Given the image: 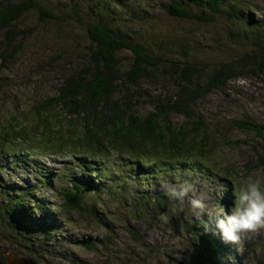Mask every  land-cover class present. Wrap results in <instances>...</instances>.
Wrapping results in <instances>:
<instances>
[{
	"label": "trees",
	"instance_id": "obj_1",
	"mask_svg": "<svg viewBox=\"0 0 264 264\" xmlns=\"http://www.w3.org/2000/svg\"><path fill=\"white\" fill-rule=\"evenodd\" d=\"M176 1L171 9L178 15L191 16L188 7L209 6L214 12L223 10L231 20H240L242 28L237 31L246 32L254 27L257 34L249 37L264 38L259 33L264 26V20H260L264 11L261 15L253 13L260 10L257 4L243 6L242 0ZM92 4V0L83 2L84 6ZM124 6L125 3L120 7ZM30 10L52 15L38 0H19L0 7V30H6L3 40L8 44H15L18 35L12 23ZM249 11L255 15L254 23ZM92 12L96 13L97 7ZM144 12L153 16V6L147 5ZM116 16L110 17L111 23ZM137 31L129 27L119 34L102 24L91 26L93 64L88 68L96 67L98 73L87 69L82 75H71L60 83L56 95L41 103L37 120L29 129L19 127L15 136L0 137V161L11 165V171L3 173L5 183L0 179L5 199L0 200V238L4 236L12 242L19 254L32 252L40 264H146L154 260L170 264L162 258L175 263L183 257L194 261L217 257L243 264L236 244L223 240L213 215L205 211L197 216L188 203L189 196L180 202L167 194L175 184L185 181H197L202 188L210 184L206 169L195 162V157L214 158L220 142L212 141V129L198 105L242 74L234 71L229 75L232 61L224 70L217 69L212 74L205 65L192 63L194 59H190L191 63L180 61L200 43L199 38L183 46L171 42L170 50L183 57H172L173 60L155 55ZM93 36L102 39L97 42ZM4 41H0V51L6 46ZM258 47L260 50L245 54L235 63H246L250 57L263 61L264 41ZM125 52L132 60L129 65L123 62ZM198 73L201 78L192 82ZM207 79L208 86L202 83ZM8 82L9 77L0 73V84ZM169 84L175 91L163 94ZM52 106L64 108L82 128L68 123L54 127L58 109H49ZM172 117L178 119L171 122ZM236 121L264 144V122H233ZM54 152L66 154L68 158L63 163L75 178L83 181L69 177L71 185L64 188L55 171L36 159L39 154L53 156ZM130 156L144 158L137 177L129 175L125 167ZM257 162L264 169V147L257 154ZM16 168L25 170L33 180L28 185L19 180L20 191L7 178ZM127 178L136 184L131 200L123 196V182ZM230 182L224 185L222 197L212 192L215 207L225 213L231 205L230 193L235 190L234 182ZM47 189L56 190L61 200L63 197L68 215L53 208L41 211L52 200L43 193ZM35 190L43 191L42 197ZM52 214L53 221L40 219L49 220ZM25 220L29 221L25 229L13 231L18 221ZM4 242L0 241V260L7 264ZM111 255H115V261H111ZM136 258L141 260L137 262Z\"/></svg>",
	"mask_w": 264,
	"mask_h": 264
},
{
	"label": "rangeland",
	"instance_id": "obj_2",
	"mask_svg": "<svg viewBox=\"0 0 264 264\" xmlns=\"http://www.w3.org/2000/svg\"><path fill=\"white\" fill-rule=\"evenodd\" d=\"M18 1L0 0V7L3 4ZM38 1L52 15L30 10L18 21L13 22L11 27L18 30L15 44L4 41L6 30H0V41L6 43L0 51V73L9 77V82L0 89V137L15 136L19 127L29 129L37 120L38 110L42 109L41 103L56 95L60 83L65 82L71 75H82L87 69L98 73L96 67L88 68L93 64V45L86 29L88 30L92 21L79 17L71 4L76 3L78 11L81 12L84 0ZM115 1L119 6L125 3L124 7H120L122 14L128 19L131 28L138 30L137 32L151 46L155 55L168 59H173L172 57L181 59L183 57L170 50L171 42L183 46L189 40L199 38L200 43L189 49L190 54L180 61L191 63L190 59H194L192 63L205 65L211 74L217 69L224 70L232 61L230 64L233 67L228 70L229 75L231 76L234 71H240L242 74L231 80L224 89L208 95L198 105V109L206 118V124L213 128L220 146L218 145L214 158L195 157V162L206 169L209 175L207 182L209 181L210 184L202 188L197 185V181L192 183L194 195L203 199L206 206L203 212L208 211L215 218L230 214L235 199L232 192L230 193L232 201L229 203L231 205L227 213L215 207L212 192L222 197L227 181H233V187L238 190L249 175H256L264 180V169L257 162V154L264 147L263 142L254 132L244 129L243 125L237 121L233 122L237 119L264 122V60L258 61L257 58L250 57L246 63H235L245 54H254L257 48L260 50L258 45L264 41V38L253 40L249 37L250 34H257L254 27L246 32L237 31L242 28L240 20H231L223 10L214 12L209 6L188 7L191 16H194L191 17L172 15L169 12L170 4L177 3L176 0ZM241 4L243 6L259 5L260 10L255 9L253 12L255 15H261L264 11V0H242ZM147 5L153 6V16H148L144 12ZM57 16L58 18L53 19ZM196 16H203L205 19H198ZM260 20H264V15ZM259 33L264 34V26L260 27ZM123 55V62L129 65L132 61L130 55L127 52ZM200 78L198 73L192 78V82ZM209 80L202 83L208 86ZM170 85L172 84L168 86ZM174 91V86H170L163 90V94ZM190 108L195 106L190 105ZM49 109H58V106H52ZM72 119L73 115H69L64 108H59L53 126L60 127L61 124L68 123L82 128L79 122H73ZM177 119L172 117L171 122ZM37 130L38 128H35V131ZM24 143L27 142L24 141ZM59 156L62 161L68 158V156ZM52 158L44 154L36 156L37 161L43 166L56 171L57 164ZM213 165L221 170L223 175L218 170L214 172ZM10 171L11 165L0 161V179H3L4 183L3 173ZM215 173L223 181L217 178ZM7 178L18 191L22 188L18 183L19 180H24L25 185L33 182L25 170L17 168L13 175ZM235 190H232L233 193ZM43 193L52 199L49 201L51 208L58 209L61 199L55 194L56 190L47 189ZM192 196L193 193L190 192L189 198ZM0 200L5 202L1 191ZM206 219L212 224L209 217ZM27 223H29L27 220L25 223L18 221L13 231L25 229ZM0 241H6L3 245L7 246L3 250L13 247L12 242L4 236L0 238ZM236 247L243 264H264V230L250 234L241 245ZM28 254L39 261L32 252ZM110 259L115 261V255H111ZM140 260L141 258H136L135 261ZM162 260L170 264H232L228 260L217 257L200 261L183 257L175 263L163 258ZM132 264L136 263L132 262ZM146 264H160V262L154 260Z\"/></svg>",
	"mask_w": 264,
	"mask_h": 264
},
{
	"label": "clouds",
	"instance_id": "obj_3",
	"mask_svg": "<svg viewBox=\"0 0 264 264\" xmlns=\"http://www.w3.org/2000/svg\"><path fill=\"white\" fill-rule=\"evenodd\" d=\"M193 196L188 203L194 213L199 216L205 209L202 198L194 195V186L187 181L173 186L168 195L183 202L189 193ZM234 206L230 214L216 218V228L225 242L241 245L250 234L264 230V180L259 176L249 175L246 182L233 193Z\"/></svg>",
	"mask_w": 264,
	"mask_h": 264
},
{
	"label": "bare ground",
	"instance_id": "obj_4",
	"mask_svg": "<svg viewBox=\"0 0 264 264\" xmlns=\"http://www.w3.org/2000/svg\"><path fill=\"white\" fill-rule=\"evenodd\" d=\"M92 2H93V4L91 7L90 6H83L81 13L78 11V5L76 3H71L75 7L77 15L79 17L87 18V19L92 21V23L89 25V28L97 23V24H102V25L108 26V27L112 28L113 30H115L119 34H122V33L127 32L129 30V27H131V25L126 21L124 15L121 12L120 6L118 5V3L115 0H92ZM94 7H97L96 13L92 12ZM84 9H86V10H84ZM240 9L241 8L238 6L237 11H238L239 16L242 18L241 14H240ZM113 14L117 15V16H116L114 22L111 23L109 19ZM248 14H249V18L254 23L255 15L252 13V11H249ZM56 18H58V16L53 18V19H56ZM82 25H83V22H82ZM83 27H84V25H83ZM89 28H88V30L85 28L87 32H89ZM93 39H95L98 42L102 38L99 36H93ZM62 156L65 157L67 155L62 153ZM52 157H53L52 159L54 160V162L57 164V170L55 171V174L57 176H59V180H60L61 184L64 186V188L71 185V181H70L69 177H73V179H75V180L83 181L82 178H80V179L75 178L72 170L63 163V161L61 160V157L57 154V152H54ZM143 162H144V158L141 156H139V157L130 156V163L126 164V166H125L128 174L136 176V177L139 176V169L141 168ZM214 175L223 181V179L218 174L215 173ZM84 184L86 186L88 185L87 182H84ZM123 186H124L123 196L126 197L128 200L134 199V194L136 192V184H135L134 180L131 178H127L123 182ZM174 186H178V185L175 184ZM34 193L37 196L41 197L40 192L38 190H35ZM12 196H13V193H12ZM63 202H64V200L62 197L61 204L58 208L59 214L68 215V211L65 209ZM50 208H51V204L48 203L47 208L44 210H41V211L42 212L49 211ZM53 216H54L53 214L50 215L49 220H47L46 218H40V219L45 220V221H53Z\"/></svg>",
	"mask_w": 264,
	"mask_h": 264
},
{
	"label": "water",
	"instance_id": "obj_5",
	"mask_svg": "<svg viewBox=\"0 0 264 264\" xmlns=\"http://www.w3.org/2000/svg\"><path fill=\"white\" fill-rule=\"evenodd\" d=\"M171 5L170 4V7H169V12L172 14V15H177L176 13H174L171 9ZM89 39H90V42H91V36L89 35ZM3 84H0V89L3 88ZM212 129V136H211V139L213 142H219V140L217 139V137L215 136L214 134V131H213V128ZM207 131L206 132H209L208 129H206ZM218 172H222L221 170L217 169ZM15 249L14 247H10L8 249H5V250H8L7 252L4 253V257L7 261V264H40L35 258H33V256H29L28 252L26 251H21L22 253H17L15 252ZM24 254V255H23ZM0 264H3L2 261L0 260Z\"/></svg>",
	"mask_w": 264,
	"mask_h": 264
}]
</instances>
